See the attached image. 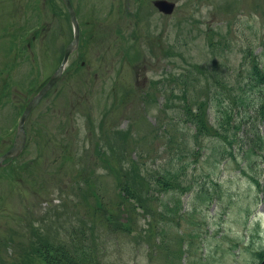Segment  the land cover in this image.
Masks as SVG:
<instances>
[{
	"label": "rangeland",
	"instance_id": "obj_1",
	"mask_svg": "<svg viewBox=\"0 0 264 264\" xmlns=\"http://www.w3.org/2000/svg\"><path fill=\"white\" fill-rule=\"evenodd\" d=\"M70 1L78 44L0 167V264L58 263L73 243L101 264H264V151L253 181L250 126L210 100L232 107L262 67L264 0ZM73 34L63 0H0V154Z\"/></svg>",
	"mask_w": 264,
	"mask_h": 264
},
{
	"label": "trees",
	"instance_id": "obj_2",
	"mask_svg": "<svg viewBox=\"0 0 264 264\" xmlns=\"http://www.w3.org/2000/svg\"><path fill=\"white\" fill-rule=\"evenodd\" d=\"M223 90L216 91L212 98L210 99L214 104H222V106H217L218 113L217 117L221 118L222 125L224 127H230L240 131V126L249 125L250 134L246 135V138L249 140V148L243 149L241 156L244 161L247 162L248 167L251 168L248 170V174L251 175L253 181H261V173L256 167V160L252 159V156L255 154L262 153L264 151V128L259 127L260 124H263L264 121V62L262 67L254 66L253 69H250L249 72L245 75V80L242 85H238L237 96L234 98V102L231 101L233 112L230 113L232 107L230 105H225V96L222 94ZM206 98L198 106V113L204 114L206 107L204 102ZM205 108V109H204ZM223 113H222V112ZM251 117V118H250ZM232 120H235L232 125ZM247 133V132H246ZM240 140L236 141V144H240ZM196 154L191 155L195 157ZM138 188V187H137ZM121 190L126 192H133L134 190H128L122 188ZM103 203H100L99 208H103ZM108 224L114 229H119L120 231H126L130 226L133 225V219L131 217H125L124 220L118 219L110 214H106ZM44 244V243H43ZM72 249V250H70ZM56 256L59 258V264H74V263H85L90 262L91 264H101L99 260L93 256L90 248L85 245L73 243L69 247L60 246L55 250ZM70 255L73 258H70ZM45 256L50 259L51 254L49 251H45ZM56 263V260L54 261ZM30 262L27 261L29 264Z\"/></svg>",
	"mask_w": 264,
	"mask_h": 264
},
{
	"label": "water",
	"instance_id": "obj_3",
	"mask_svg": "<svg viewBox=\"0 0 264 264\" xmlns=\"http://www.w3.org/2000/svg\"><path fill=\"white\" fill-rule=\"evenodd\" d=\"M63 2L66 5L67 11L70 15L71 21L74 26L73 38L65 48L64 55L58 69L52 74L50 79L39 90V92L34 97L31 98V100L27 103L26 107L24 108L18 122L15 142L8 151L0 155V165L5 159L16 155L23 148L25 141V131H24L25 120L27 119L30 112L36 107L38 102H40L41 98L50 90V88H52V86L59 79L70 52L77 45L79 39V25L76 19V15L74 13L70 0H63ZM152 3L158 9V11H160L163 14H171L175 8V2L169 0H153Z\"/></svg>",
	"mask_w": 264,
	"mask_h": 264
}]
</instances>
